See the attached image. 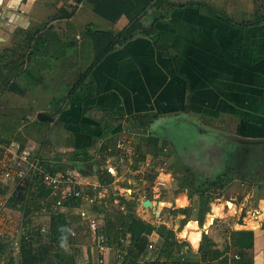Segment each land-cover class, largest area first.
Listing matches in <instances>:
<instances>
[{
    "label": "crops",
    "instance_id": "obj_1",
    "mask_svg": "<svg viewBox=\"0 0 264 264\" xmlns=\"http://www.w3.org/2000/svg\"><path fill=\"white\" fill-rule=\"evenodd\" d=\"M6 1L3 2L4 10L0 16V62L7 63L16 59L24 73L16 81L11 82L12 88L8 87L7 90L0 93V100H7L6 91L11 92L10 95H12L14 90V92L20 93L21 97L39 96V93H42L41 90L47 92L49 89L50 92H56L62 83H76L80 78L79 75L95 61L92 42L88 45L84 43L86 30L88 28L98 29L94 24L97 18L94 16L96 13L93 10V5L84 1L76 6L75 16L79 12L85 16V22L77 24L74 20V14L70 18L64 17L66 12L72 11L71 6L75 5L71 0H32L30 10L27 13L22 12V10H9L5 6ZM169 1L184 4L192 0L188 2ZM192 5L194 4L190 3L183 7L175 6L172 9L168 7L153 8L148 15L142 18L146 24L155 21L160 13L168 12V18L155 22L154 26L157 30L155 34L150 36L139 35L108 53L93 68V72L87 79L88 86L78 91L72 101L64 105L62 113H58L54 117L51 115L55 111L51 102L56 101L52 97L50 99L44 97L47 103L43 105L37 103L38 105L34 106L36 109H32V106L30 109L21 107L22 114L20 117L24 119L22 120L23 124L31 128H81L83 132L95 130L98 133L100 132V125L112 116L124 115L129 117L135 114H157V117L153 118L148 125L145 120L143 122L138 120L118 123H113L110 120L111 122L109 121L108 124L115 128L113 131L117 135L116 138L130 132L144 143L142 147L145 149L150 146L156 147L161 138L169 140V143L174 145L176 138H172L171 134L166 133L168 128L175 133H181L184 139L190 138V135L192 138L195 132L201 136L199 137L200 141L204 140L203 137L205 136L212 134L220 136L222 134L219 140L223 141L227 150L231 151L229 159L230 164H232L233 159L239 156L241 150L244 151L247 146H251L253 143H259V139L264 137V124L262 125L263 121L259 119L264 116V97L259 98L257 95L259 91L256 92L260 87L259 84L264 85V71L259 64L264 57L261 59V54L256 56V49L262 54H264V49L258 47V38L256 40L255 37L259 35L256 33H251L245 37V42L239 40L240 44L237 41L232 42L231 39L225 42V35L229 33L235 35V27L239 24L216 13L212 15L202 7L190 8ZM179 8L183 9L179 10ZM9 14H11L10 17ZM122 20L124 22L121 29L106 30L117 32L124 29L129 24V19L123 16L118 22ZM253 24L255 23L250 25ZM75 26L76 32L72 33V37L77 41V45L72 51V62L65 63L64 59L68 58V54L62 57V35H66V32ZM260 27L261 25H258L257 29ZM252 39L257 41L256 45H251ZM261 39L264 42V37ZM158 44L164 47L166 52H162L157 46ZM38 46L39 49H36ZM85 49H88L89 56L84 60L83 52ZM31 51L34 54L31 53L30 57ZM245 53L247 54L246 60L243 59ZM73 69L78 71L74 82L66 81L64 71ZM252 72L254 76H252ZM251 104L253 106H250ZM81 110L85 114L83 117L80 115ZM40 112L52 116L54 121H45L46 123L43 125L36 123L37 115ZM1 116L10 115L6 113L4 115L1 112ZM80 116L82 119H79ZM229 117L237 119L234 124V133L226 134L220 130L221 128L217 131L209 129L215 128L216 130L215 124L213 127L210 126L213 124L212 122L226 121ZM25 118H28L26 122H24ZM22 121L18 128L22 126ZM71 121H79V125L69 124ZM127 128H140L138 130L140 132H144V129L141 128L149 129H147L148 133L146 134H138V132L130 131ZM151 133L155 135H151ZM2 139L4 140V138ZM80 141L83 143L82 138ZM118 141L116 139V142L115 140L111 142L108 136L101 139L97 143V147L102 146V144H110V148L116 145V150H118ZM114 142L115 144L112 145ZM141 142L139 145L142 144ZM217 147L214 146L213 148L216 150ZM128 148H131L132 152H137L139 146L135 148L129 143ZM121 156L126 160H122L123 157L121 158ZM116 157L118 159L117 165L122 164L129 169L126 170L132 175L141 173V167H136V164H141V161L135 162L132 153L125 152L124 155L118 150ZM116 157H112L114 160L110 157L108 161H115ZM34 158L39 159V156L34 155ZM50 161L56 165L50 164ZM50 161H47L49 164L41 162L44 167L47 166L46 169L50 172L63 171L67 168L64 166H61L62 168L56 167L62 165L61 162L53 159ZM117 167L121 168V166ZM85 169L88 170L89 168L85 167ZM231 171L237 172L233 169ZM90 172L93 175L85 177L92 179V184L98 183V186L104 188V192H109L107 197L113 199L111 192L116 189L113 183L107 187L101 186L95 171ZM123 176L119 173V180L127 179L129 181L127 191H135V195H132L133 198L128 200L129 203H126L127 208L138 218L145 220V216L151 207H145L144 202L150 200L153 207L155 201L150 199V191L145 186L140 185V178L134 180L139 182V185L135 186L134 176L130 175L131 177L127 178ZM208 176L210 175L208 174ZM180 198L179 196L175 197L174 203L178 204L177 201ZM165 203L167 206L171 204L173 207L172 201H165ZM66 208L70 212L75 211L73 209H80L82 212L77 213L81 215L84 214L83 209L88 211L83 206L75 208L64 206V209ZM64 209L61 208L60 211ZM141 214H143L142 217ZM43 221L44 223L48 222L46 219ZM151 236L150 241L153 243ZM254 248L257 249L255 251L263 250L261 254L264 253V229L257 233ZM110 250L107 248V254L110 253L109 255H111L109 258L107 257V264L109 260L111 261L109 264L113 263L114 255ZM262 255L264 256V254ZM0 259V263L4 264L8 259H11L9 251L1 253Z\"/></svg>",
    "mask_w": 264,
    "mask_h": 264
},
{
    "label": "rangeland",
    "instance_id": "obj_2",
    "mask_svg": "<svg viewBox=\"0 0 264 264\" xmlns=\"http://www.w3.org/2000/svg\"><path fill=\"white\" fill-rule=\"evenodd\" d=\"M181 1L188 2L191 0H181ZM196 1H201L205 4L209 3L206 5L211 6L218 11L221 12L224 11L225 13L228 14L231 20L233 19L239 22H244V23H248L251 21L254 22V20H257L264 15V0H192L191 2H196ZM195 7L199 8L201 6L200 5L190 6V8L196 9ZM70 9L75 13L77 11L75 5L71 6ZM182 9L183 8H179V10ZM86 10L87 9L85 8V11ZM94 16L97 18L94 24L98 29H104V30L121 29L123 25L122 23L124 22L122 20L121 22L117 21L116 23L112 24L96 14ZM84 19L85 16L81 15V12H79L77 16H75L74 20L77 24H80L81 22L82 23L85 22ZM208 22L211 24L210 21ZM257 26H258L257 24L248 25V26L236 25L235 27L236 34L233 35L232 33H229L225 35L226 38L224 41L228 42V39H231L232 42L237 41V43L240 44L238 42L239 40L244 41L245 37H247L251 33H256V35H259L258 37H255L256 40L258 38V47L260 49H264V42L262 39L260 40V38L264 37V24L261 25V27L258 29ZM74 32H76V26L72 28V30L67 31L66 35H62L63 36L62 51L65 50L67 51L68 54V58L64 59L65 63L72 62V56H73L72 51L73 49H75V45L71 44L67 48L65 47V43L69 41H74V43L77 45V42H75V40L72 37L73 36L72 33ZM256 40L252 39L250 42L251 45H256L257 44ZM90 42L91 41L89 38H85L84 40L85 45H88ZM87 50L85 49V51L83 52L84 60L89 56ZM246 51H249V49H246ZM257 51L258 50L256 49V56L261 54L260 57L262 59L264 57V54ZM246 56L247 54L245 53L243 55L244 60H246L247 58ZM228 59L230 58L228 57ZM82 62L85 63L86 61H82ZM263 62H264V58L259 64H261L262 66L261 68L264 71ZM65 74H66L65 76L66 81L72 82L78 75V71L75 69L69 70L67 72L64 71V75ZM252 76H254V74ZM64 84L65 83H62L61 86L59 87V90H57L56 92H50L49 89L47 90V92H43L41 90L40 92L42 93H39L40 94L39 96L31 95V96L21 97L20 93H16L14 92V90L12 91L13 92L12 95H10L11 92L9 93L8 91H6V95H7L6 97L8 98H6L7 100H0V113L2 112L4 113V115L6 113L10 116L0 117V136L4 139H7V141L9 142H12L15 145L19 146L20 144H24L25 149L32 150L31 152H33L34 155H37L36 152L39 150L44 154H50L49 157L53 158L52 156L65 151L64 147H62V137L63 138L67 137L68 130L70 131L75 128H31L30 126L24 125L22 121L24 119L20 117L22 114L20 111L21 107L30 109V107L32 106L31 107L32 109H36L34 106L38 104L43 105L47 103L44 97H47L48 99H50L51 97L53 99L60 97L63 94V92H65L66 90L65 86H63ZM259 85H260L259 89L258 90L255 89V90H257L256 92L259 91L257 93L258 97L263 98L264 85L262 84ZM10 89L9 91H11ZM51 103L53 110H55V108L58 106L57 102H51ZM246 103L248 104V102ZM250 106H253V104H251ZM259 119L264 123V116L260 117ZM21 121H22L21 124L22 126L18 128ZM236 121L237 119H233L232 117L227 118L226 121L218 120L216 122H212L213 124L210 125L211 127H213L215 124V126L217 127L216 130L215 128H209V129L213 131H217L218 129L221 128L220 130L226 132V134L229 133L232 134L234 133V129H235L234 124L236 123ZM24 122H26V120ZM157 130L160 131V129ZM167 132L172 135L171 136L172 138H176L175 139L176 143H174V145L171 142L169 143V140L161 138L159 144L156 147L150 146L145 149V147H142L144 143H142L137 138H135L134 135L131 134L130 132H127L123 134V136L116 138L117 140H123L127 144L131 143L135 148L139 146L137 152L136 151L132 152L133 160L135 162L141 161V164H139L138 166L139 168L141 167V173L137 175H132L131 172L129 173L126 170L128 168H126L122 164L117 165L118 163H116V161H118V159L116 156H111L107 154L105 156L103 155V153L98 154L99 159L101 160V162H103V167L107 168L114 177L113 186H115L116 189L112 190L111 192L113 193V199H109L107 197V195H109V192H104V188L102 189L100 186H98V183L92 184V179H89V177H85V176L83 177L82 174L80 175L77 174L78 179L83 186V187L81 186L82 191L86 194H91V193L96 194V196H94L97 198L96 200L101 202V204L102 203L105 204L106 208L108 209V212L112 213L113 215L117 211V209L126 212V208L128 206L126 203L127 202L129 203L128 200L133 198L132 195H135L134 190L127 191V189L129 188L128 186L129 181L127 179H123V181L122 179L119 180V173L121 176L125 174L123 176L125 178L134 176L133 182H135V186H138L139 182L134 180L140 178V185L142 187L145 186V188H147L150 191L149 197L151 200L155 201L153 203V207L150 208L148 214L147 215L145 214L146 215L145 220L151 222L157 227V229L151 234L152 235L151 238L153 239V243L150 246L151 250L154 248V245L157 242H161L164 240L166 236V232L164 230L165 228V229L173 230V232L175 233V237L178 240L189 242L191 248L195 252L199 250L204 235L212 238V240L215 243V246L213 248H219L221 251H223V255L220 256L218 259H216L215 261L216 264H224L222 263V261L225 259L227 260L228 264H232L234 259L240 258L242 256L246 258H250V255H252L253 264H264V256L262 255L264 253L261 254L263 250L255 251L257 249L253 248V250L250 252L249 251L247 252L243 251L242 253L237 252L231 246V238H230L232 230H252L254 231L256 237L259 230L264 229V167H261L259 165L253 168L252 170L250 169L245 170L243 164L240 165L237 164L235 166V168L238 169L237 172H233L230 169H228L226 166L231 165L234 168V165L230 164L231 161L229 159L230 158L229 153L231 151L227 150L226 146H224L223 144V141L219 140L222 134L218 136L216 134L213 135L211 133L212 135L205 136L203 137L204 140L200 141L199 137L201 136L200 135L198 136L197 133L195 132L193 133L192 135L193 137L191 139L188 138L184 139L181 133L180 134L178 132L175 133L169 128L166 131V133ZM48 138H50L51 142L54 144L53 148H55L54 151L49 153L48 150L46 149V146L44 145L45 139ZM116 139H114L115 142ZM115 142L112 143V145H114ZM140 142L142 144L139 145ZM258 145L262 147L264 146V137L259 139ZM214 146H218L216 150L213 148ZM174 151L176 152V154ZM248 152L250 151H244V155H248L249 154ZM257 154H259V152ZM110 157L111 159H113L112 157L114 158L116 157L115 161H108L109 160L108 158ZM148 159H151V161H146ZM122 160H126V159L123 157ZM153 160H156L157 163L155 164ZM180 162L192 166L195 172H197L198 174H206V175L209 174L210 177H213V175L215 176L219 174L222 175L223 172H226L224 174H226L225 175L226 178H228L230 181L228 186L226 187V189H224L222 193L223 196L215 198L210 203V209L206 212L202 224L200 223V216L197 213L198 206L195 205L196 200L193 196L192 191L190 189H184L182 192L178 193L180 191L179 184L183 181V176L185 175V171L182 168ZM50 164L53 165L55 163L50 161ZM61 166L62 165H58L56 167H61ZM117 166L119 167L121 166V168H118ZM161 166L164 168V171L166 173V174L164 173V176L162 175L163 177L161 176L163 180L165 179L166 184L164 186H157L158 173L156 169ZM88 170L92 172L96 171L94 168ZM213 172L214 174H212ZM133 182H131V184H134ZM155 194L156 197H154ZM178 196L183 198H185L186 196L187 199L185 198L184 202L185 200H188L186 201L187 205L182 206L183 202L180 203L179 201H177L178 204L174 203V198ZM165 201H172L173 207L171 204L167 206L166 205L167 203H165ZM162 202L165 205H162L163 204ZM229 202H232L235 205L234 213L229 208L228 205ZM214 205H217L221 208L220 214L217 215L214 218V220L212 219L211 221H209L210 217L213 215ZM88 206H89L88 203L83 205V207L86 208H88ZM62 209H64L63 204H62ZM73 210L75 211L70 212L66 208L61 211L66 213L69 212L68 216H69L70 228L79 230V233L71 232V236L75 238L70 242V248H71L70 254L76 255L77 263L79 264H107V257L109 258V256L111 255H109L110 253L107 254L108 253L107 250L101 249L99 247L95 235V230L92 229L91 226L89 228L90 221L92 219L90 220V218H85L84 214L79 216L80 213L78 214L77 212H82L80 209H73ZM83 210L86 212L85 209ZM142 216L143 214H141V217ZM35 217L36 214L31 216L33 220L35 219ZM103 218L104 216L102 217L99 216L97 222L99 224L103 223ZM45 219H48V214H46ZM41 220H44V218L42 217ZM189 221H196L202 233L201 240L198 246H194L189 240L183 238L181 235L182 230ZM4 252L7 253V247L4 248Z\"/></svg>",
    "mask_w": 264,
    "mask_h": 264
},
{
    "label": "trees",
    "instance_id": "obj_3",
    "mask_svg": "<svg viewBox=\"0 0 264 264\" xmlns=\"http://www.w3.org/2000/svg\"><path fill=\"white\" fill-rule=\"evenodd\" d=\"M71 1L75 3V6L87 1L93 5L94 12L103 19L115 23L124 16L129 19V24L124 29L117 32L114 30L95 28H88L86 30L84 37L89 38L94 46L95 61L86 71L79 75L80 78L76 83L63 85L66 90L60 97L56 98L55 102H57L58 106L55 108L53 114H51L53 117L58 113H62L64 111V105L70 103L78 91L88 86L89 82L87 79L93 72V68L96 67L108 53L116 50L118 46L125 44L139 35L150 36L156 33L157 30L154 26L155 22L168 18V12L160 13L155 21L151 24H146L142 18L148 15L153 8L168 7L172 9L175 6H184L185 4L192 3L194 5H200L208 13L215 15L211 9L207 8L205 3L200 1L184 4H171L165 0ZM73 14L74 11L66 12L64 17L70 18ZM254 21L257 25H263L264 15ZM71 44L76 45L74 41H69L65 43V47L68 48ZM157 46L162 52H166L164 47H161L159 44ZM36 49H39V46L36 47ZM31 53L34 54V52H30V57ZM66 54L67 51H62V57H65ZM23 73L24 71L21 69L16 59L7 63L0 62V93L7 90L11 82L14 80L16 81ZM25 92L26 90L24 93ZM83 111L80 113L82 117L85 116ZM81 116L79 119H82ZM155 117H157V114L146 113L135 114L129 117L124 115H119L118 117L112 116L100 125L101 128H99L100 132L98 133L95 130L83 132L81 128L68 130L67 137H62V147H64L65 151L52 156L53 158L49 157L50 154H44L39 150L36 153L43 164L48 163L47 161H50V159H54L58 162H62V166L67 168L78 164L89 169L94 168L99 184L107 187L113 183L114 177L107 168L103 167V162L99 159L98 154L103 153L105 156L106 154L117 156L118 150H116V145L112 148H110V144H102V146L97 147V143L108 136L111 142L116 139L117 135L116 133L114 134L113 131L115 128H112L110 126L111 124H108L111 122L110 120H112L113 123L138 120L143 122L145 120V123L148 125ZM26 119L28 118H25V120ZM59 121L61 122V120ZM36 123L43 125L46 122H39L37 120ZM69 124L79 125V121H71ZM263 124L264 123H262V125ZM127 129L138 132V134H146L149 128H141L144 129V132L138 131L140 128ZM151 135L155 134L151 133ZM81 138L84 144L80 141ZM4 141L9 142L7 139H4ZM44 145L48 153L55 150V148H53L54 144L51 142L50 138L45 139ZM19 149H25L24 144H20ZM153 161L155 164L157 163L156 160ZM180 163L185 171V175L183 176V181L179 184L180 191L178 193L182 192L184 189H190L192 191L196 200L195 205L198 206L197 213L200 216V223L202 224L206 212L210 209V203L215 198L223 196L222 193L230 181L226 178V174L224 173H222V175L219 174L215 177H210L206 174H198L192 166L186 163ZM138 166L139 164H136V167ZM50 192L51 190L49 188L40 186L35 193V198L29 202L32 209H25L23 207L22 210L28 218L30 229L25 230L21 234L19 251L16 253V257L15 251L12 250L11 243L6 240H0V254L4 253V248L7 247L11 257L5 264H79L77 263L76 255L70 254V242L75 238L71 236V232L79 233V230L70 228L68 214L61 212L58 208L54 209L53 203H49L47 212L48 219H46L48 222L44 223V221L41 220L43 216L41 215L42 206H39V198L48 196ZM90 195L94 196V193ZM96 199L97 198H95L94 201H89L85 198L70 197L63 201L62 204L67 207L75 208L88 203V208L85 207L88 211H83L85 218H93L97 221L99 216H104L103 223L99 224L97 222L95 235L99 246L111 249L114 255L112 264H216V259L223 255V251L219 248H213L215 243L209 236L204 235L199 250L195 252L191 248L189 242L178 240L173 230L165 228L166 236L164 240L157 242L151 250L150 246L152 243L150 241V236L157 229L154 224L138 218L133 212L129 211L128 208H126V212L117 209L115 212L116 214L114 213L112 215V213L108 212L106 205L103 203L101 204V202ZM35 214L36 217L33 220L31 216ZM79 216H81V214H79ZM43 218L45 219V216ZM230 238L231 246L237 252H250L254 248L255 233L252 230H232ZM62 244L63 246H61ZM222 263L228 264L226 259L223 260ZM232 264H253L252 255H250V258L242 256L234 259Z\"/></svg>",
    "mask_w": 264,
    "mask_h": 264
},
{
    "label": "built area",
    "instance_id": "obj_4",
    "mask_svg": "<svg viewBox=\"0 0 264 264\" xmlns=\"http://www.w3.org/2000/svg\"><path fill=\"white\" fill-rule=\"evenodd\" d=\"M128 145L123 140H119L117 149L124 155L125 152L131 154L132 149L128 148ZM31 151L20 150L18 145L6 142L0 136V239L11 243L15 257L19 251L21 234L30 229V223L22 209L32 207L29 202L35 198L40 186L51 190L48 196L39 198L43 217L48 212L49 203H53L54 209L60 210L62 202L70 197L95 200L94 196L82 191L77 176L80 173L75 168L69 167L64 171L50 172L39 159L34 158ZM156 171L157 186H164L166 184L165 179L162 178L165 173L164 168L161 166ZM90 226L95 230L97 221L92 219ZM99 247L107 250L103 246Z\"/></svg>",
    "mask_w": 264,
    "mask_h": 264
},
{
    "label": "water",
    "instance_id": "obj_5",
    "mask_svg": "<svg viewBox=\"0 0 264 264\" xmlns=\"http://www.w3.org/2000/svg\"><path fill=\"white\" fill-rule=\"evenodd\" d=\"M171 4H174L172 2H170L169 0H165ZM3 2L4 0H0V16H2V12H3ZM32 4V0H7L6 1V4L5 6L9 9V10H22V12L24 13H27L29 12L30 10V6ZM208 9H211L214 13L218 14V15H221L225 18H228L229 20L230 17L224 13V12H221V11H218L216 9H214L213 7L211 6H208L206 5ZM11 16V14H9V17ZM261 20V19H260ZM18 21V19H17ZM232 22L236 23V24H239V25H250L252 23H255V22H248V23H244V22H239V21H235V20H231ZM21 24V23H20ZM37 119L41 122H45V121H54V118L52 116H49L48 114L44 113V112H40L38 115H37ZM73 168H75L80 174H82L83 176H88V175H93V173H91L90 171L86 170L85 167L81 166V165H72ZM144 206L145 207H152V203L150 200H146L144 202Z\"/></svg>",
    "mask_w": 264,
    "mask_h": 264
},
{
    "label": "flooded vegetation",
    "instance_id": "obj_6",
    "mask_svg": "<svg viewBox=\"0 0 264 264\" xmlns=\"http://www.w3.org/2000/svg\"><path fill=\"white\" fill-rule=\"evenodd\" d=\"M258 144L259 143H257V144L253 143V145L247 146L248 148L246 147V149L244 151H250V152H248L249 153L248 155H244V151L241 150L239 156H236L233 159L232 164L234 165V168L232 166H226V167L230 170L233 169L235 171H238V169L235 168V166L237 164H239V165L243 164L245 170H247V169L252 170L253 168H255L259 165L261 167H264V164H263V162H264V150H263L264 146L262 147V146H259ZM258 152H259V154H257Z\"/></svg>",
    "mask_w": 264,
    "mask_h": 264
},
{
    "label": "bare ground",
    "instance_id": "obj_7",
    "mask_svg": "<svg viewBox=\"0 0 264 264\" xmlns=\"http://www.w3.org/2000/svg\"><path fill=\"white\" fill-rule=\"evenodd\" d=\"M182 198V197H181ZM184 199H179L178 201L181 203L183 202L182 206L187 205V200ZM162 205H165L164 203ZM229 208L233 211V213L235 212V205L232 202H229ZM220 210L221 208L217 205H214L213 208V215L210 217V221L220 214ZM254 223V222H253ZM201 231L199 229L198 223L196 221H189L184 229L181 232V235L183 238H186L187 240H189L194 246H198L200 240H201Z\"/></svg>",
    "mask_w": 264,
    "mask_h": 264
},
{
    "label": "clouds",
    "instance_id": "obj_8",
    "mask_svg": "<svg viewBox=\"0 0 264 264\" xmlns=\"http://www.w3.org/2000/svg\"><path fill=\"white\" fill-rule=\"evenodd\" d=\"M61 246H63V244Z\"/></svg>",
    "mask_w": 264,
    "mask_h": 264
}]
</instances>
